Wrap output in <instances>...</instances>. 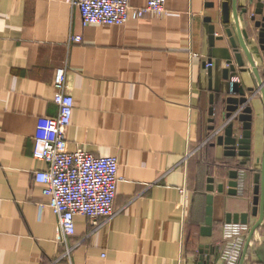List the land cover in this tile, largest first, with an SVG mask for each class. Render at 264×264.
Returning <instances> with one entry per match:
<instances>
[{"label":"crops","instance_id":"0c3cea01","mask_svg":"<svg viewBox=\"0 0 264 264\" xmlns=\"http://www.w3.org/2000/svg\"><path fill=\"white\" fill-rule=\"evenodd\" d=\"M130 1L140 7L148 0ZM207 2L167 0V15L84 26L68 0H0V264H215L221 258L227 215L252 212L256 176L264 177V43L250 21L259 3L257 18H264V0H237L250 23L241 25L250 31L245 41L253 66L241 49L243 67L225 33L223 0L212 8ZM210 26L224 37L213 46ZM230 60L237 69L226 78ZM61 67L76 103L69 150L116 156L121 177L114 217L99 227L75 217L70 260L62 258L58 217L35 178L48 165L34 157L39 118L59 112ZM231 80L238 83L235 94ZM231 97H247L253 110L250 158L229 156L217 144L224 129L213 136L229 121ZM236 127L240 133L242 124ZM244 160L245 192L230 195V173ZM210 207L213 225L204 234ZM258 220L251 215L239 264H264V222L252 230Z\"/></svg>","mask_w":264,"mask_h":264},{"label":"built area","instance_id":"2783aa9c","mask_svg":"<svg viewBox=\"0 0 264 264\" xmlns=\"http://www.w3.org/2000/svg\"><path fill=\"white\" fill-rule=\"evenodd\" d=\"M77 7L84 26L124 25L130 20H138L148 15H167V0H148L145 6H134L130 0H68ZM80 41V36H73ZM211 67L212 63H206ZM236 80H231V89ZM67 68L57 70L54 97L59 107L56 117H41L37 123L34 157L47 163L45 170L37 171L36 181L44 185L43 193L49 198L48 205L58 217V232L66 247L62 258L71 259L74 247L69 245V237L76 232L75 217L84 215L95 226L109 221L115 216V198L119 176V159L116 156H96L83 148L69 150L68 129L72 123L75 99L67 93ZM228 124V123H227ZM226 124V125H227ZM224 125L213 136L216 137L226 127ZM246 189V172L240 170L238 193ZM41 207L44 204L40 205ZM100 222V223H99ZM249 224L224 223L225 240L221 258L215 264H239Z\"/></svg>","mask_w":264,"mask_h":264},{"label":"water","instance_id":"95a60500","mask_svg":"<svg viewBox=\"0 0 264 264\" xmlns=\"http://www.w3.org/2000/svg\"><path fill=\"white\" fill-rule=\"evenodd\" d=\"M207 7H214L215 2L214 0H206ZM223 7H222V13H223V26L225 29V33L230 39V42L232 44V48L235 52V57L237 60V64L239 67L244 66V55L240 52L241 49L244 50L245 54L247 55L248 59L250 60L252 66H253V60L249 53V48L246 43V39L249 38V29L247 27L243 29L241 22L245 21L248 26H250V23H248V20L245 18V14L248 13L247 8H239L237 7V0H232V9L235 13V22L234 25H229V16H230V2L229 0H223ZM262 4L259 3L257 6V9L255 11V14L251 16L250 21L254 22L253 26L259 30V36L260 41L264 43V18L258 19L257 16L262 14L261 10ZM239 13L241 14V18L239 16ZM243 14V15H242ZM244 16V17H243ZM210 21V19H208ZM216 28L215 26H210V41L211 45L213 46L215 41L217 39L223 40L224 37H216L215 32ZM212 63V66L208 68L209 71H211L213 67V62L211 59H209L206 63ZM229 68L225 70V77H229L230 72H236L237 66L234 64L232 60L229 62ZM255 74L258 79L259 85H262L263 82L261 81L259 73H257V70L255 69ZM243 72V70H242ZM230 81V80H229ZM238 83L235 82L233 86V94L238 92L237 89ZM255 88H251V92H255ZM249 99L247 97L242 98H236L231 97L228 99V108H227V119L228 124L226 127H224V134L218 136L217 138V144L223 145L226 149V154L229 156H240L245 158L251 157V141H252V129H253V110L248 105ZM237 123L242 124L241 130L239 129L240 133H238V128L236 127ZM214 130L215 128L212 127ZM246 160L241 162V165H245ZM243 170V169H241ZM240 175V169H234L231 171L229 176V190L228 193L230 195L236 196L238 195V180ZM210 185L208 186V190L213 191L215 189V186L213 185L214 179H209ZM256 183L257 186L255 188V199H254V207L252 209V212L250 213H244V214H228L225 223H245L249 224L251 220V215L254 217H257L259 215V220L253 225V229L255 230L257 227L263 224L264 222V177L262 179L260 178V175L257 174L256 176ZM225 185L219 186V191L224 192ZM209 203H212V196H209L208 198ZM208 215L207 218V225L205 228H203V233H211V226L213 225V219L212 217V208H208ZM250 225V224H249Z\"/></svg>","mask_w":264,"mask_h":264},{"label":"trees","instance_id":"16d2710c","mask_svg":"<svg viewBox=\"0 0 264 264\" xmlns=\"http://www.w3.org/2000/svg\"><path fill=\"white\" fill-rule=\"evenodd\" d=\"M237 169H244V170H246V172H247V170H248V168L246 167V166H244V165H241V164H238V166L236 167Z\"/></svg>","mask_w":264,"mask_h":264}]
</instances>
